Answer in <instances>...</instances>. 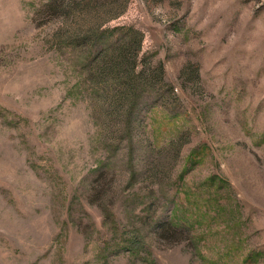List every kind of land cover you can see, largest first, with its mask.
I'll list each match as a JSON object with an SVG mask.
<instances>
[{"label": "rangeland", "instance_id": "rangeland-1", "mask_svg": "<svg viewBox=\"0 0 264 264\" xmlns=\"http://www.w3.org/2000/svg\"><path fill=\"white\" fill-rule=\"evenodd\" d=\"M0 264H264V0H0Z\"/></svg>", "mask_w": 264, "mask_h": 264}]
</instances>
